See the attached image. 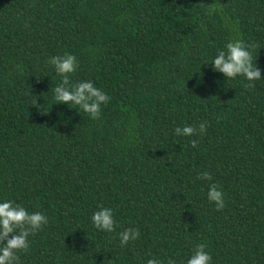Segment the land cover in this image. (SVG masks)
I'll list each match as a JSON object with an SVG mask.
<instances>
[{
  "label": "trees",
  "instance_id": "16d2710c",
  "mask_svg": "<svg viewBox=\"0 0 264 264\" xmlns=\"http://www.w3.org/2000/svg\"><path fill=\"white\" fill-rule=\"evenodd\" d=\"M234 39L255 45L260 80L213 70ZM66 53L71 82L110 97L99 119L55 100L49 60ZM5 201L48 219L20 264H186L198 244L211 264H264V0H0ZM101 207L112 233L92 223Z\"/></svg>",
  "mask_w": 264,
  "mask_h": 264
},
{
  "label": "clouds",
  "instance_id": "9594fccd",
  "mask_svg": "<svg viewBox=\"0 0 264 264\" xmlns=\"http://www.w3.org/2000/svg\"><path fill=\"white\" fill-rule=\"evenodd\" d=\"M255 45L245 44L242 39H234L220 50L213 62V70L222 73L226 79H235L243 76L247 81L253 82L261 79V71L249 49ZM49 63L54 66L57 75L62 77V82L54 88V98L58 103L74 104L79 106L93 120L99 119L101 105H107L110 97L94 86L91 81L72 83L70 75L78 68L77 58L73 54L66 53L63 56L50 58ZM249 83L246 87H254ZM37 103V101H36ZM207 122L200 123L198 129L186 125L183 128L176 127L174 132L177 136H194L199 132L206 133ZM198 141L192 140V147L197 146ZM199 179L211 180L208 172H203ZM207 198L214 202L217 211L225 208L224 193L218 184H210ZM92 223L98 230L112 233L115 231L116 221L113 218V210L101 207L91 217ZM48 223L47 217L40 213H29L23 206L13 201L0 202V264H20L18 252L27 253L29 250L28 237L35 235ZM121 246H126L130 241H136L140 237L139 228L129 227L119 233ZM204 244H198L192 256L186 264H211L212 256L205 251ZM147 264H160L155 258L149 259ZM167 264H176L175 259H169Z\"/></svg>",
  "mask_w": 264,
  "mask_h": 264
}]
</instances>
